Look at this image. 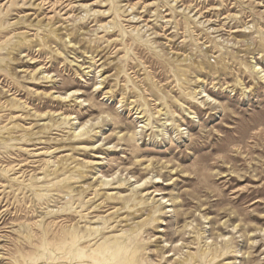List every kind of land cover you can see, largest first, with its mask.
Returning <instances> with one entry per match:
<instances>
[{"label": "rangeland", "instance_id": "374dc122", "mask_svg": "<svg viewBox=\"0 0 264 264\" xmlns=\"http://www.w3.org/2000/svg\"><path fill=\"white\" fill-rule=\"evenodd\" d=\"M0 264H264V0H0Z\"/></svg>", "mask_w": 264, "mask_h": 264}, {"label": "bare ground", "instance_id": "6f19581e", "mask_svg": "<svg viewBox=\"0 0 264 264\" xmlns=\"http://www.w3.org/2000/svg\"><path fill=\"white\" fill-rule=\"evenodd\" d=\"M198 9H199V8H198ZM196 10H197V9H196ZM196 10H195V11H196ZM192 13H193V12H192ZM201 17H202V15L199 14V16L196 17V19H197V18H201ZM132 19H133V18H132ZM205 23H206V21H200V24H203V25H204ZM141 30H142V29H141ZM43 76H44V75H43ZM49 76H50V75H49ZM204 91H205V90H204ZM74 95H75V93L72 92V93L69 94L68 97H71V96H74ZM57 96H58V95H57ZM68 97H67V99H68ZM210 100H212V99H210ZM138 113L141 114V112H138ZM140 116H141V115H140ZM141 117H143V116H141ZM98 225H99V224H98ZM98 225H97V226H98ZM95 227H96V225H95ZM126 231H127V230H126ZM124 232H125V231H124ZM83 254H84V253H83ZM83 254H82V255H83Z\"/></svg>", "mask_w": 264, "mask_h": 264}]
</instances>
